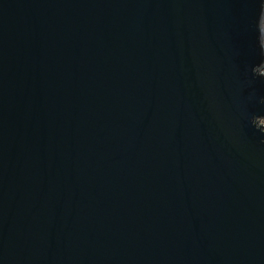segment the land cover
Here are the masks:
<instances>
[{
    "label": "water",
    "instance_id": "95a60500",
    "mask_svg": "<svg viewBox=\"0 0 264 264\" xmlns=\"http://www.w3.org/2000/svg\"><path fill=\"white\" fill-rule=\"evenodd\" d=\"M264 0H0V264H264Z\"/></svg>",
    "mask_w": 264,
    "mask_h": 264
},
{
    "label": "rangeland",
    "instance_id": "374dc122",
    "mask_svg": "<svg viewBox=\"0 0 264 264\" xmlns=\"http://www.w3.org/2000/svg\"><path fill=\"white\" fill-rule=\"evenodd\" d=\"M263 27H264V22H263ZM263 41H264V34H263ZM258 124H263L264 125V119L261 118L260 120H258Z\"/></svg>",
    "mask_w": 264,
    "mask_h": 264
}]
</instances>
